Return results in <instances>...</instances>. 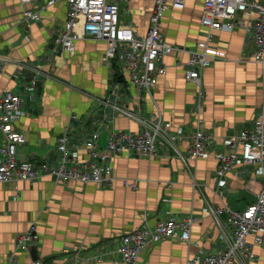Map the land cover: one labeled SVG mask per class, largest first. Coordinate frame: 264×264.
Returning a JSON list of instances; mask_svg holds the SVG:
<instances>
[{"label": "crops", "instance_id": "crops-1", "mask_svg": "<svg viewBox=\"0 0 264 264\" xmlns=\"http://www.w3.org/2000/svg\"><path fill=\"white\" fill-rule=\"evenodd\" d=\"M48 1L38 0L35 5L42 9L40 21L25 24L24 7L19 0H0V61L5 62L0 93H22L26 115L14 128L25 135L26 143L17 147L16 158L36 166L43 161L59 163L58 140L67 130L69 148L82 161L87 158L86 141L93 132L101 131L99 145L105 150L110 130L139 131V125L125 117L112 121L110 110L98 101L108 96L111 84L123 82L120 76L113 77L115 69L103 63L104 42L80 40L76 42L74 56L63 52L52 56L51 49L66 20L67 6L64 2L46 6ZM155 1L135 0L128 12L122 14V21L145 35ZM202 14V0H188L184 10L169 9L162 20L166 40L176 47L194 49L208 34L201 25ZM236 19L247 26L254 22L242 13ZM210 45L229 60L203 71L201 109L198 89L186 80V53L175 51L165 58L167 73L159 78L153 93L163 118L172 123L176 133L182 131L184 135L179 143L181 150L189 145V137L200 120L212 137L210 148L228 154L226 137L250 129L264 103V69L252 61L257 46L243 27L230 32L213 31ZM8 58L16 61L8 62ZM34 80L36 86L30 94L26 87ZM121 93L132 106L139 103L147 117L157 115L154 101L145 92L138 100L136 90L124 83ZM3 143L0 133V144ZM191 167L192 174L172 151L158 146L156 157L151 159L135 152L119 156L115 161L118 180L113 189L95 184H57L52 177L0 184V264L6 263L15 251L17 237L32 225L40 238L35 246L38 260L44 264H73L77 254L82 256L101 245L108 248L142 227L144 217L155 226L169 218L179 220L193 215L197 221L192 241L197 246L178 237L166 239L147 248L138 264H186L196 254L221 253L225 238L207 210L208 203L230 206V197L243 190L253 202L262 189L263 177L257 167L236 165L221 188L214 157L192 163ZM194 176L200 188L194 187ZM122 179L139 180V189L126 188ZM242 201L247 202H238ZM223 219H227L226 215ZM226 228L232 233L229 225ZM253 252L256 259L250 264H264V249L254 245ZM18 256L19 264L33 260L32 254Z\"/></svg>", "mask_w": 264, "mask_h": 264}, {"label": "built area", "instance_id": "built-area-1", "mask_svg": "<svg viewBox=\"0 0 264 264\" xmlns=\"http://www.w3.org/2000/svg\"><path fill=\"white\" fill-rule=\"evenodd\" d=\"M188 0H156L150 17V26L145 35L139 34L132 24L122 21V14L130 9L135 0H49L46 6L64 2L67 16L59 29L52 56L60 52L69 57L74 56L76 42L94 40L106 45L103 63L112 71L114 78L123 79L111 84L109 94L98 100L102 107L112 113V121L125 117L139 125V131L110 130L105 150L99 141L101 131L93 132L86 141L87 158L80 160L70 148V135L67 130L58 140L57 150L59 163L52 165L43 161L38 166L16 158L17 147L26 143L23 133L14 128V124L26 115L22 93L5 90L0 93V133L3 144H0V184L12 181H39L52 177L59 183L95 184L98 187L113 189L118 180L115 174V161L119 156L135 152L146 158L157 155V147L162 146L172 151L183 163L186 170L193 173L192 163L214 157L218 162L217 178L221 188L224 179L236 165L257 167L264 180V103L250 129H242L225 139L230 151L228 154L214 152L210 148L211 135L206 132L200 120L189 137V145L181 150L179 143L184 135L175 132L171 122L163 118L154 99V89L158 87L159 78L165 76L168 67L165 58L175 51L189 55L186 80L198 89L199 108H202L204 91L203 71L220 61H228L225 53L210 45V34L213 31H233L243 27L249 31L250 39L257 46L252 61L264 69V0H202L203 14L201 25L208 31L206 39L199 41L194 49L180 48L170 44L162 32V20L169 9L184 10ZM24 7L23 22L31 24L41 19L42 9L35 7L38 0H19ZM124 9V10H123ZM242 13L254 19L252 26H247L236 17ZM9 61H16L8 58ZM21 63L22 61H17ZM4 61H0V74L4 70ZM126 81L124 82V80ZM127 83L136 90L138 100L141 93L154 101L157 115L147 117L141 105L135 107L124 101L122 86ZM36 80L26 87L32 94ZM194 187L200 185L193 179ZM123 185L136 191L139 180L122 179ZM208 212L225 238V248L218 254H196L186 264H250L256 259L253 246L264 249V183L257 194L255 203L250 204L244 212L236 213L225 203L213 206L208 203ZM226 215L227 219H223ZM193 215L185 219L169 218L152 226L144 217L142 227L123 236L119 242L108 248L101 245L86 254H77L73 264H96L108 261L112 264H138L141 254L149 247L166 239L178 237L190 246H197L192 241V229L196 222ZM229 225L232 233L227 230ZM40 238L36 226L32 225L26 233L19 235L15 242V251L9 255L5 264H19V254L31 255ZM251 240L252 242H249ZM79 257H81L79 259ZM29 264H44L42 260H32Z\"/></svg>", "mask_w": 264, "mask_h": 264}, {"label": "water", "instance_id": "water-1", "mask_svg": "<svg viewBox=\"0 0 264 264\" xmlns=\"http://www.w3.org/2000/svg\"><path fill=\"white\" fill-rule=\"evenodd\" d=\"M239 200H247V202H244V201L238 202ZM256 200L254 199V201L252 202L250 200V196L246 193L245 190H243V191L239 192L238 194L231 196L229 199V204L232 208V211L239 213V212H244L247 209V207L250 204L255 203ZM31 254H32L33 260L38 259L37 251H36L35 247L32 249Z\"/></svg>", "mask_w": 264, "mask_h": 264}, {"label": "bare ground", "instance_id": "bare-ground-1", "mask_svg": "<svg viewBox=\"0 0 264 264\" xmlns=\"http://www.w3.org/2000/svg\"><path fill=\"white\" fill-rule=\"evenodd\" d=\"M206 212V211H205Z\"/></svg>", "mask_w": 264, "mask_h": 264}]
</instances>
